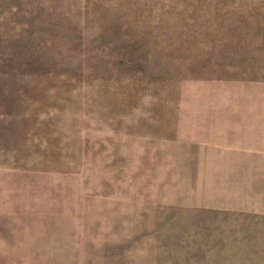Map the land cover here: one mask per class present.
Instances as JSON below:
<instances>
[{
    "label": "rangeland",
    "instance_id": "rangeland-1",
    "mask_svg": "<svg viewBox=\"0 0 264 264\" xmlns=\"http://www.w3.org/2000/svg\"><path fill=\"white\" fill-rule=\"evenodd\" d=\"M0 264H264V0H0Z\"/></svg>",
    "mask_w": 264,
    "mask_h": 264
},
{
    "label": "crops",
    "instance_id": "crops-1",
    "mask_svg": "<svg viewBox=\"0 0 264 264\" xmlns=\"http://www.w3.org/2000/svg\"><path fill=\"white\" fill-rule=\"evenodd\" d=\"M178 61H182V58L179 57V58H178Z\"/></svg>",
    "mask_w": 264,
    "mask_h": 264
}]
</instances>
